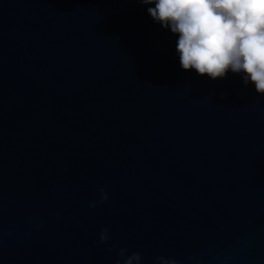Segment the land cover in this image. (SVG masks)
Here are the masks:
<instances>
[{"label":"water","instance_id":"1","mask_svg":"<svg viewBox=\"0 0 264 264\" xmlns=\"http://www.w3.org/2000/svg\"><path fill=\"white\" fill-rule=\"evenodd\" d=\"M0 264H264V0H0Z\"/></svg>","mask_w":264,"mask_h":264}]
</instances>
